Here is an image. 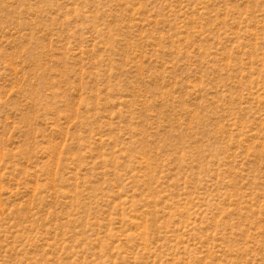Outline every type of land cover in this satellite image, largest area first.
Here are the masks:
<instances>
[{
    "label": "rangeland",
    "instance_id": "1",
    "mask_svg": "<svg viewBox=\"0 0 264 264\" xmlns=\"http://www.w3.org/2000/svg\"><path fill=\"white\" fill-rule=\"evenodd\" d=\"M0 264H264V0H0Z\"/></svg>",
    "mask_w": 264,
    "mask_h": 264
}]
</instances>
